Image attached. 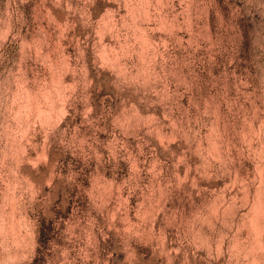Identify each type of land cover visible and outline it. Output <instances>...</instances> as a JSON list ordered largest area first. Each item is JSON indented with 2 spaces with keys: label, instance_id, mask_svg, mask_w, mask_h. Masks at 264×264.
<instances>
[{
  "label": "clouds",
  "instance_id": "clouds-1",
  "mask_svg": "<svg viewBox=\"0 0 264 264\" xmlns=\"http://www.w3.org/2000/svg\"><path fill=\"white\" fill-rule=\"evenodd\" d=\"M0 264H264V0H0Z\"/></svg>",
  "mask_w": 264,
  "mask_h": 264
}]
</instances>
